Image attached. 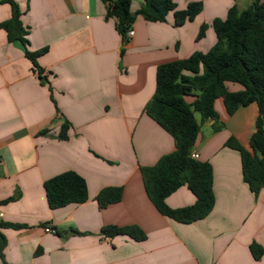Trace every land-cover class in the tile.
<instances>
[{
  "label": "crops",
  "instance_id": "obj_1",
  "mask_svg": "<svg viewBox=\"0 0 264 264\" xmlns=\"http://www.w3.org/2000/svg\"><path fill=\"white\" fill-rule=\"evenodd\" d=\"M14 1L28 50L44 52L35 68L23 45L9 42L0 29V222L24 226L1 230L0 264H264V254L254 260L249 251L253 242L264 248V186L255 198L239 153L225 146L233 138L248 149L255 104L228 115L216 99V131L212 120L195 117L192 153L210 164L213 177L214 206L205 218L181 224L161 215L139 171L175 149L173 138L144 113L157 66L206 53L216 42L212 21L224 19L233 5L242 11V0H173L177 11L202 3L201 12L179 27L172 12L163 23L145 21L136 15L142 0H130L133 35L125 40L100 0ZM10 16L7 0H0V23ZM202 24L208 28L196 41ZM233 84L225 83L228 92L243 89ZM65 121L68 140L60 141ZM67 171L84 179L88 199L50 209L43 183ZM113 187L122 189L121 200L98 208L97 193ZM194 202L186 186L166 198L172 209ZM131 225L145 234L143 241L100 234L105 226Z\"/></svg>",
  "mask_w": 264,
  "mask_h": 264
},
{
  "label": "trees",
  "instance_id": "obj_2",
  "mask_svg": "<svg viewBox=\"0 0 264 264\" xmlns=\"http://www.w3.org/2000/svg\"><path fill=\"white\" fill-rule=\"evenodd\" d=\"M100 1L106 6V18L116 19V31L125 40L134 18L130 12V0ZM7 2L11 7V16L0 23V29L5 31L9 42L23 45L25 57L37 68L36 57L44 51L28 50L27 32L21 23L18 5L14 0ZM201 10V2L188 3L184 10L177 11L173 0H142L136 15L147 22L163 23L168 13L172 12L173 24L179 27L192 21ZM211 26L216 42L206 53L193 52L185 59L157 66L155 91L144 107V113L173 138L175 149L160 157L154 165L139 168L143 186L155 209L181 224L205 218L214 206L212 168L209 163L192 158L191 154L199 132L195 114L199 115L201 123L212 120L214 131L221 127L214 110V102L218 98L222 99L228 115L243 106H257L258 114L248 149L233 138H229L225 146L239 153L243 180L255 198L264 186V0H252L242 11L233 5L224 19H214ZM207 28L206 24L200 26L196 41L204 37ZM227 82L239 84L243 89L228 92L225 87ZM186 97H193V102L187 103ZM70 127V123L65 121L57 139L68 140ZM182 186H186L195 197L194 204L176 209L168 207L166 198ZM43 188L50 209L81 204L88 199L84 179L73 171L46 180ZM121 198L122 189L113 187L101 189L94 199L98 208L102 209L119 202ZM4 228L17 230L24 226L0 222L2 260L6 245L1 232ZM69 233L83 235L76 230ZM55 234L60 235L61 232L55 230ZM100 234L107 238L128 236L137 242L145 239V234L134 225L105 226ZM249 251L254 260H259L264 254V248L254 242L249 245Z\"/></svg>",
  "mask_w": 264,
  "mask_h": 264
},
{
  "label": "built area",
  "instance_id": "obj_3",
  "mask_svg": "<svg viewBox=\"0 0 264 264\" xmlns=\"http://www.w3.org/2000/svg\"><path fill=\"white\" fill-rule=\"evenodd\" d=\"M132 35H133V31H132L131 29H129V30L126 32V38L131 37ZM191 157L194 158V159H197V158H198V156H197L195 153H192V154H191ZM44 231H45L46 233H52V234H55V231H54L53 229H51L50 227H46V228L44 229Z\"/></svg>",
  "mask_w": 264,
  "mask_h": 264
},
{
  "label": "rangeland",
  "instance_id": "obj_4",
  "mask_svg": "<svg viewBox=\"0 0 264 264\" xmlns=\"http://www.w3.org/2000/svg\"><path fill=\"white\" fill-rule=\"evenodd\" d=\"M249 4H250V1L249 0H242V2L239 3V5L241 7V10L246 9L249 6ZM233 85L238 86L236 84H233ZM195 117L197 119H199V115L198 114H195Z\"/></svg>",
  "mask_w": 264,
  "mask_h": 264
}]
</instances>
